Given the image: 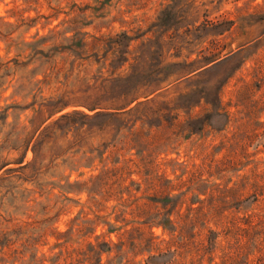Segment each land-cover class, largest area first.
<instances>
[{
	"label": "rangeland",
	"instance_id": "rangeland-1",
	"mask_svg": "<svg viewBox=\"0 0 264 264\" xmlns=\"http://www.w3.org/2000/svg\"><path fill=\"white\" fill-rule=\"evenodd\" d=\"M122 31L133 38L113 66ZM135 68L163 79L140 81V97L123 107L131 96H114V77ZM218 96L228 121L213 115L193 131L188 121L213 112ZM97 111L110 114L85 115ZM119 167L122 184L119 173L99 189L84 184ZM157 175L170 187L150 184ZM171 186L187 191L174 198L187 201L173 215L180 224L191 200L221 209L192 229L197 241L219 231L197 264H264V0H0V264H53L89 241L96 264L144 260L149 249L112 246L99 261L100 248L119 241L112 224L145 226L136 202ZM151 230L165 251L173 233Z\"/></svg>",
	"mask_w": 264,
	"mask_h": 264
},
{
	"label": "trees",
	"instance_id": "trees-1",
	"mask_svg": "<svg viewBox=\"0 0 264 264\" xmlns=\"http://www.w3.org/2000/svg\"><path fill=\"white\" fill-rule=\"evenodd\" d=\"M212 22L213 21L208 19L206 23L208 24ZM232 23L233 20L231 19L222 20L221 22L215 23L213 26L214 28L223 26L222 28H220V32L222 33L224 32V30L229 29ZM132 38L133 37H131L126 31H122L118 33L117 37L112 39L113 43L109 47V49H113L114 53L116 52L111 60L113 66L116 63L123 64V62L127 60L125 53L128 51L130 41ZM217 53H213L205 56L206 62L210 63L217 60L218 59V57L216 56ZM136 68L129 75L114 77L115 86L113 87L112 90H115L118 87L117 92L114 91L116 92L114 96H117L118 98L124 97V99H126L129 95L131 96L129 99H127L125 103H123V107L128 106L132 102L138 100V98L140 97L139 94H136L138 92L140 81L141 82L143 81V84H145L146 81L149 82V81H154L156 79L162 81L163 79L156 76L158 73H154V71H152L154 73L153 75H151L152 72H150L148 76H141L140 78L139 72L136 70ZM148 95L149 93L145 94V96ZM212 102L214 108L213 112L207 113L205 117L195 118L188 121V125L192 127L191 129L193 131L204 128L206 124H212L211 118L213 115L221 119V121L223 122L224 120L222 118H225V122L228 121L227 112H222L219 110L220 109L219 96L217 98V101H212ZM93 108H95V106ZM104 114H110V113L102 112V111H97L92 115L85 113L87 117L91 116V118L99 117ZM223 124H215V126H217L218 128H222ZM222 163L227 164V161H222ZM125 172L126 171L123 170V167H119L116 170L114 168H107L106 170H104L99 174L92 175L88 180L84 182V184L87 185V187L94 186L96 188L101 187V185L107 186V184H110L113 177L118 173L120 174V176H118V179L121 178L119 180V183L122 184V180L125 181L127 179V177L123 176ZM163 178L164 177H162L161 175H157L155 178L151 179L149 183L153 184L155 179L162 180ZM91 182L92 184H90ZM131 182L138 183L139 187H137V189L140 188L141 184L137 180L132 179ZM164 182L166 185L168 184L167 186L170 187L169 185L171 182L170 179L164 178ZM95 185H98V187ZM172 189H174L173 186H171V188H169V190L165 193V195L162 196L163 198L158 197L157 195L154 194L153 196L149 197V199L151 200H147V202H144L143 204H138V202H136L137 207H135L134 209L138 212V215L141 214L148 215L146 216L147 220L141 221V223H144L147 226L134 225L131 228H125V225H128L129 221H127V223H125L122 226H116L115 224H112L113 229H118L119 241H113V240L104 241L103 242L104 247L105 245H108V247L103 248L101 246L99 261L102 259L101 255L104 251H112L113 249L112 246H119L120 250H123L124 246H131L133 248L142 247V249H149L150 253L147 256V258H145L144 260H136L133 257H128V255L126 254L127 256L124 255L119 262L114 264H187L185 261H179V259L176 258L177 255H184L186 251L192 252L193 258L191 259L190 264H197L196 261L200 262L201 261L200 257H202L203 252L206 253L208 250H211L212 247L211 240L213 239L212 237L215 236V238L217 239V236L219 235V231L209 226L208 228L209 234L206 236V240L208 242H206L205 239L197 241L195 239L197 233L196 231H192V229L197 227L200 221L204 219V217L208 213V210L212 209L213 210L212 212L214 211L218 212L221 209L219 206L217 207V205H212V206L210 205L209 207H207L204 204V200H200V203L194 205L195 200H191L189 201V205L187 207L188 212L186 213L185 217L182 218L183 223L180 224V222H178L177 220V217L175 218L173 217V215L174 213H179L180 215V209L182 208L183 204L186 203L187 201L179 200V199L174 200V198H176V196L182 198L183 196L186 195L187 191H182L177 194H172L171 193ZM230 190L232 189L229 188L228 191ZM134 201L124 200V203H121V205L126 208L130 206L133 208ZM152 208H155V210H152ZM125 211L126 210L123 209V212ZM155 216L158 218L153 219V217ZM206 223L207 220H204L203 226L200 227L205 228ZM154 225H161L163 226L164 229H167L168 231L173 233V236L166 241L167 248L165 251L159 249V246H156V242L154 240L156 235H154L153 230H151V228ZM236 226L232 228L233 232L235 229L239 228L238 226L236 228ZM110 231H114V230H110ZM227 232H231V229H227ZM59 233L64 234V232H59ZM234 233L238 235L237 231H235ZM238 241L239 240H236L233 243L234 245L231 244L230 251H232V247L236 245H237L236 249L243 245L242 243H238ZM89 246L90 247L86 249L77 248V247L72 249L66 248L65 252H60L55 255L56 259L53 262V264H96V262L93 260L94 256L92 255V253L94 252V249H96L97 244L89 241ZM214 246H216V243H213V247ZM18 253L21 254L20 256H23L24 255L23 249L19 250ZM166 254H170L169 257H167ZM232 256L233 255L230 252V256L226 258L225 261L230 260ZM124 258L126 259L124 260ZM98 264L101 263L98 262Z\"/></svg>",
	"mask_w": 264,
	"mask_h": 264
}]
</instances>
